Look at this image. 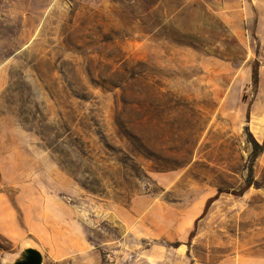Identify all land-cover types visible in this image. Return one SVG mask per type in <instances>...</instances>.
I'll return each mask as SVG.
<instances>
[{"label":"rangeland","instance_id":"obj_1","mask_svg":"<svg viewBox=\"0 0 264 264\" xmlns=\"http://www.w3.org/2000/svg\"><path fill=\"white\" fill-rule=\"evenodd\" d=\"M1 220L0 264H264V0H0Z\"/></svg>","mask_w":264,"mask_h":264},{"label":"water","instance_id":"obj_2","mask_svg":"<svg viewBox=\"0 0 264 264\" xmlns=\"http://www.w3.org/2000/svg\"><path fill=\"white\" fill-rule=\"evenodd\" d=\"M43 257L35 248L24 249L19 258L12 264H42Z\"/></svg>","mask_w":264,"mask_h":264},{"label":"crops","instance_id":"obj_3","mask_svg":"<svg viewBox=\"0 0 264 264\" xmlns=\"http://www.w3.org/2000/svg\"><path fill=\"white\" fill-rule=\"evenodd\" d=\"M255 2V1H253ZM2 222H6V224L4 223H0V230L5 234V235H11L12 233H15L16 231V227L15 224L12 220H1ZM138 258L137 260H139L140 262H136V263H130V264H143V253L138 254ZM12 263V262H11Z\"/></svg>","mask_w":264,"mask_h":264}]
</instances>
